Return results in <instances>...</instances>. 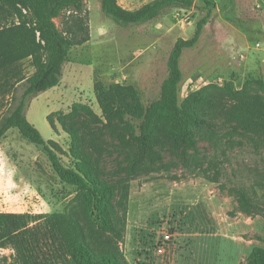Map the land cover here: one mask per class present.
Segmentation results:
<instances>
[{
	"label": "rangeland",
	"instance_id": "1",
	"mask_svg": "<svg viewBox=\"0 0 264 264\" xmlns=\"http://www.w3.org/2000/svg\"><path fill=\"white\" fill-rule=\"evenodd\" d=\"M151 1L119 3L136 10ZM206 17L198 43L180 59V104L191 93L205 91L219 117L197 130L198 150L187 166L167 154L160 171L130 182L120 244L127 264H247L252 250L264 247V217L240 212L236 195L244 190L264 208V136L238 126L240 98L232 101L224 91L231 83L245 92V104L258 98L264 105L259 85L264 81V0H196L194 8L171 7L149 23L128 27L103 12L102 0H84L80 10H67L55 22L66 31L80 19L88 41L70 51L61 84L33 98L26 110L29 122L46 142L55 141L65 164H71L66 155L71 139L58 118L75 104L102 114L97 82L133 87L145 105L157 101L175 44L191 39ZM24 69L34 74L31 59ZM23 92L20 85L16 96ZM110 156L105 170L114 178L119 159ZM82 202L43 150L11 129L0 142V264H76L56 229V217Z\"/></svg>",
	"mask_w": 264,
	"mask_h": 264
},
{
	"label": "trees",
	"instance_id": "2",
	"mask_svg": "<svg viewBox=\"0 0 264 264\" xmlns=\"http://www.w3.org/2000/svg\"><path fill=\"white\" fill-rule=\"evenodd\" d=\"M84 0H0V142L11 129L41 148L59 179L77 189L83 202L74 211L56 217L58 230L76 264H127L120 244L127 223L130 182L161 170L169 154L187 166L192 152L198 150L197 130L218 119L214 101L205 91L193 92L180 104V86L184 75L180 59L186 49L199 41L207 17L197 24L195 35L179 39L171 51L167 67L169 76L163 82L161 96L145 105L139 92L129 86H95L102 114L86 104H75L58 123L71 139L66 155L55 141L46 142L29 122L26 110L39 94L58 87L70 51L88 41L83 21L61 31L58 19L65 11L80 10ZM196 0H153L139 9L128 10L119 0H102V10L117 24L140 26L158 18L171 7L191 9ZM31 59L34 74L25 73L24 63ZM23 85L21 97L17 89ZM259 85L264 89V81ZM225 93L242 106L235 121L245 132L264 136V105L257 98L245 104L231 83ZM52 128L56 124L48 118ZM117 154V172L108 178L106 155ZM240 212L263 216L264 208L254 203L244 190H236ZM14 264V263H11ZM247 264H264V247H255Z\"/></svg>",
	"mask_w": 264,
	"mask_h": 264
},
{
	"label": "built area",
	"instance_id": "3",
	"mask_svg": "<svg viewBox=\"0 0 264 264\" xmlns=\"http://www.w3.org/2000/svg\"><path fill=\"white\" fill-rule=\"evenodd\" d=\"M259 46V45H258ZM167 237V239H169V236H166Z\"/></svg>",
	"mask_w": 264,
	"mask_h": 264
},
{
	"label": "crops",
	"instance_id": "4",
	"mask_svg": "<svg viewBox=\"0 0 264 264\" xmlns=\"http://www.w3.org/2000/svg\"><path fill=\"white\" fill-rule=\"evenodd\" d=\"M123 7V6H122Z\"/></svg>",
	"mask_w": 264,
	"mask_h": 264
}]
</instances>
